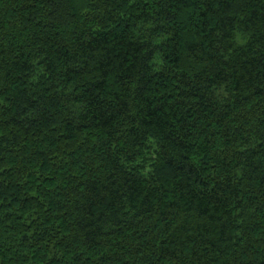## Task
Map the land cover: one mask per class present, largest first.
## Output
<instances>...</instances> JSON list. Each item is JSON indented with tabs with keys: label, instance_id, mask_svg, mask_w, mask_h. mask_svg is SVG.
Returning a JSON list of instances; mask_svg holds the SVG:
<instances>
[{
	"label": "trees",
	"instance_id": "obj_1",
	"mask_svg": "<svg viewBox=\"0 0 264 264\" xmlns=\"http://www.w3.org/2000/svg\"><path fill=\"white\" fill-rule=\"evenodd\" d=\"M0 264H264V0H0Z\"/></svg>",
	"mask_w": 264,
	"mask_h": 264
}]
</instances>
